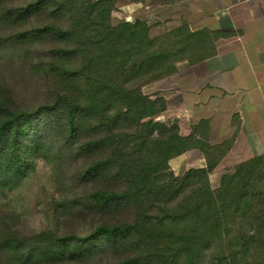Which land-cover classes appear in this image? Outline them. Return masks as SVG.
Here are the masks:
<instances>
[{"label": "trees", "instance_id": "obj_1", "mask_svg": "<svg viewBox=\"0 0 264 264\" xmlns=\"http://www.w3.org/2000/svg\"><path fill=\"white\" fill-rule=\"evenodd\" d=\"M115 4L0 0V48L30 51L43 40L54 46L44 53L48 62L30 65L51 82L48 101L24 110L0 87V192L24 179L46 155L45 147L57 142L55 160L69 145L77 153L74 162L83 161L67 179L76 192L74 208L101 218L134 212L128 221L90 220L69 234L46 231L33 243L1 221L6 228L0 230V264H74L101 255L114 264H199L209 250L216 252V264L248 257L250 264H264V154L237 164L211 189L209 174L232 139L210 144L204 121L180 135L179 126L153 120L165 111L163 99L152 101L121 82L175 72L179 62H202L215 55L217 40L232 33L191 31L182 22L150 38L141 21L112 26ZM146 118L152 119L142 122ZM193 148L223 149L215 160L205 158L203 168L182 177L170 174L168 162ZM235 220L244 238L236 233L226 242ZM235 243L240 249L226 253Z\"/></svg>", "mask_w": 264, "mask_h": 264}, {"label": "rangeland", "instance_id": "obj_2", "mask_svg": "<svg viewBox=\"0 0 264 264\" xmlns=\"http://www.w3.org/2000/svg\"><path fill=\"white\" fill-rule=\"evenodd\" d=\"M114 1L116 4L110 15V24L112 26L122 23L133 24L135 21H141L146 24L149 37L154 38L163 36L169 30L181 25L178 23L177 16L175 18V15L169 14V9L164 7L167 4H173L165 3L167 0ZM127 3H132L129 4L130 8L129 6H125ZM0 33H3V30H0ZM53 47L51 42L43 40L35 44L30 51L21 48H0V87H7L12 94L14 102L24 110L38 107L50 98L53 90L51 82L44 77L45 75L35 74L30 65L34 62H48L49 58L48 56L45 57L44 53ZM187 66H189L187 63L179 62L175 64V72L173 70L168 74L166 70L159 72L161 73V77L158 80L150 81L152 75L159 74L157 72L135 78L132 82H128L129 84H126L127 77L122 78L121 82L123 85L138 88L144 96L152 101H157L160 98L163 99L166 105L165 111L160 115H156L153 120L168 127L173 125L178 127L179 120L168 117L167 99L173 95L174 89L183 88V74H185ZM174 84H178V86ZM173 100L175 98L172 99V102ZM150 119L152 118H146L142 122H147ZM178 129L179 134L183 135L179 127ZM68 148L69 151L64 150L68 152H64L57 161L54 155L60 150V144L57 142L48 144L45 147L46 155L36 160L34 170L12 188L0 192V222L8 223L11 229L19 232L29 242H32L30 239L35 235L46 231L55 230L62 234H69L74 231L83 230L85 229V224L89 223L90 220L98 222L103 219L111 222L128 221L134 216V212L129 209L115 216L107 213L106 215H102L101 218L99 213L90 212L91 214H86L78 208L73 207L72 199L76 192L75 194L72 193L67 179L77 169L78 164L81 165L83 161L81 162L77 158L76 162H74L77 153L69 145ZM222 149H219L217 152L204 151L200 148L189 149L168 162L170 167L169 173L175 177H182L185 173L191 171V169L203 168L206 166L205 158L210 161L215 160ZM70 150L74 153H71ZM236 165L216 170L215 167L209 174L211 189L216 190L220 186L221 176ZM62 202H64L65 206L59 208V203ZM4 227L6 228V225L3 226V223H0V230ZM229 229L231 233L226 237V242L236 233L240 239L244 238L238 221L230 222ZM239 246V243H235L230 247H225V252L233 253L240 249ZM215 253L214 250L204 252L199 264H216L217 257L214 255ZM119 261L121 260L117 257V262ZM250 263L251 257H248L236 264ZM74 264H114V260L108 256L101 255L89 261Z\"/></svg>", "mask_w": 264, "mask_h": 264}, {"label": "crops", "instance_id": "obj_3", "mask_svg": "<svg viewBox=\"0 0 264 264\" xmlns=\"http://www.w3.org/2000/svg\"><path fill=\"white\" fill-rule=\"evenodd\" d=\"M164 7L191 31L232 33L217 40L213 57L186 67L183 88L167 99L168 117L179 120L184 136L204 121L210 144L232 139L215 170L264 154V0H177Z\"/></svg>", "mask_w": 264, "mask_h": 264}]
</instances>
